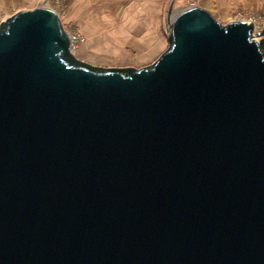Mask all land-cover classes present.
I'll list each match as a JSON object with an SVG mask.
<instances>
[{
  "label": "water",
  "instance_id": "1",
  "mask_svg": "<svg viewBox=\"0 0 264 264\" xmlns=\"http://www.w3.org/2000/svg\"><path fill=\"white\" fill-rule=\"evenodd\" d=\"M253 31L191 7L152 65L103 69L45 4L1 22L0 264H264Z\"/></svg>",
  "mask_w": 264,
  "mask_h": 264
},
{
  "label": "crops",
  "instance_id": "2",
  "mask_svg": "<svg viewBox=\"0 0 264 264\" xmlns=\"http://www.w3.org/2000/svg\"><path fill=\"white\" fill-rule=\"evenodd\" d=\"M189 0H63L54 5L62 25L83 38L75 56L86 63L123 66L161 56L167 46L168 22L188 9ZM215 19L255 21L260 0H190ZM46 4V0H0V23ZM169 10L172 15L169 16Z\"/></svg>",
  "mask_w": 264,
  "mask_h": 264
},
{
  "label": "built area",
  "instance_id": "3",
  "mask_svg": "<svg viewBox=\"0 0 264 264\" xmlns=\"http://www.w3.org/2000/svg\"><path fill=\"white\" fill-rule=\"evenodd\" d=\"M63 0H46V7L49 8L51 11H53L56 15H57V12H56V9L54 7H49L47 6V3L50 2L54 5H58L62 2ZM185 7L186 8H191V7H194V4L192 1H187L185 3ZM248 22H251V21H248ZM63 26V25H62ZM63 29L66 31V33L68 34L69 36V40H70V47H69V51L75 55L78 47L83 43V38L81 37V35L75 31V30H69L67 28H65L63 26ZM264 33V26L262 25H255L254 24V31L251 35V39H254L255 42L257 44L260 43V40L262 39V35Z\"/></svg>",
  "mask_w": 264,
  "mask_h": 264
},
{
  "label": "rangeland",
  "instance_id": "4",
  "mask_svg": "<svg viewBox=\"0 0 264 264\" xmlns=\"http://www.w3.org/2000/svg\"><path fill=\"white\" fill-rule=\"evenodd\" d=\"M261 1V4H262V8L261 10L259 11L258 13V16L256 15L257 17V20H256V25H262L264 26V0H260ZM197 7V6H195ZM214 18V17H213ZM215 19V18H214ZM217 22H219L222 26H226L227 24H230V23H226L224 21H219L217 19H215ZM248 21H251V22H248ZM246 22L248 23H252L254 24L255 21L252 20L250 18V20L248 19ZM232 23V22H231ZM167 49V48H166ZM160 57V56H159ZM159 57H156V58H153V59H150V60H147V61H144V63H140V62H137V63H133V64H130V65H123V66H102V65H93V64H89L91 66H94V67H99V68H103V69H118V68H133V69H141V68H144V67H147V66H150L152 65ZM77 58V57H76ZM84 62V61H82ZM86 63V62H85Z\"/></svg>",
  "mask_w": 264,
  "mask_h": 264
},
{
  "label": "trees",
  "instance_id": "5",
  "mask_svg": "<svg viewBox=\"0 0 264 264\" xmlns=\"http://www.w3.org/2000/svg\"><path fill=\"white\" fill-rule=\"evenodd\" d=\"M259 46H260V49L264 55V33L262 35V39L260 40Z\"/></svg>",
  "mask_w": 264,
  "mask_h": 264
},
{
  "label": "bare ground",
  "instance_id": "6",
  "mask_svg": "<svg viewBox=\"0 0 264 264\" xmlns=\"http://www.w3.org/2000/svg\"><path fill=\"white\" fill-rule=\"evenodd\" d=\"M254 39H252V41H253ZM254 42H255V40H254Z\"/></svg>",
  "mask_w": 264,
  "mask_h": 264
}]
</instances>
